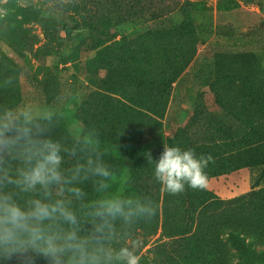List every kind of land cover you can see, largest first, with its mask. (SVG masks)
<instances>
[{
  "label": "trees",
  "instance_id": "trees-1",
  "mask_svg": "<svg viewBox=\"0 0 264 264\" xmlns=\"http://www.w3.org/2000/svg\"><path fill=\"white\" fill-rule=\"evenodd\" d=\"M208 1L55 0L53 6L44 3L41 9H30L24 14L27 22L40 25L53 51L65 40L62 34L76 42L75 51L63 58L64 63L87 54L88 79L102 93L87 98L78 109V121L86 132L81 138L72 137L65 124L48 125L26 115H21L14 125L30 129L33 138L60 145V171L65 182L51 186L50 199L70 202L80 236L88 237L101 227L103 238L97 233L90 248L102 243L119 250L138 241L140 264H149V257L142 251L161 227L163 236L177 240V253L188 246L192 235L205 230L216 232L237 254L260 253L252 251V246L264 244V187L257 185L228 200L207 187L192 189L187 185L183 192L172 195L160 191L154 177L155 165L147 156L151 152L152 160L158 161L165 144L192 149L197 157L211 155L213 159L204 169L206 180L244 168H264V65L259 59L249 61L237 52H217L205 80L215 102L224 109L225 120L216 115L207 117L204 111L197 110L190 119L175 125L169 137L164 134L163 119L173 85L190 67L200 43L192 12L197 4L203 8ZM176 8L181 10L183 20L172 28L148 29L133 38L120 34L122 23L159 20ZM118 36L121 38L116 40ZM46 48L41 58L49 53ZM2 64L0 119L13 113L18 104L10 87L15 77ZM59 66L51 62L41 77H31L37 94L49 104L63 95ZM22 166L13 157H7L4 164L12 175ZM78 166V178L73 180ZM97 167H106L110 176L97 175ZM72 189H80L82 195ZM4 191L12 193L21 206L30 199H44L39 186L33 192H22L9 184ZM121 198L131 201L133 207L139 202L155 214L135 216L130 223L120 217L102 220L96 215L101 202ZM200 248L201 245L193 246L194 252ZM261 253L264 255V248ZM33 256L36 264H49L31 250L10 258L0 250V264H27Z\"/></svg>",
  "mask_w": 264,
  "mask_h": 264
},
{
  "label": "rangeland",
  "instance_id": "rangeland-1",
  "mask_svg": "<svg viewBox=\"0 0 264 264\" xmlns=\"http://www.w3.org/2000/svg\"><path fill=\"white\" fill-rule=\"evenodd\" d=\"M54 1L0 0V61L5 70L15 77L10 87L18 103L16 110L0 119V123L14 126L21 115H26L30 120L40 119L48 125L65 124L69 134L78 139L86 135L78 121L79 107L87 98L102 94L99 87L88 79L89 74L85 69L88 55L83 54L65 64L63 58L67 59L73 54L76 42L69 41L62 34L65 40L60 41V46L53 47V51L47 45L40 25L24 19V14L30 9H41L46 3L53 6ZM192 17L200 43L190 67L182 75L180 82L173 85L163 119L166 137L170 136L175 125L190 119L197 110L204 111L207 117L216 115L225 120V111L215 102L205 80L209 75L208 70L213 69L212 59L217 52H237L246 60L259 59L264 65V0H210L203 8L197 4ZM182 20L181 10L176 8L159 20L122 23L119 25L123 27L120 34L133 38L148 29L172 28ZM120 38L118 36L116 40ZM45 48L49 53L41 58ZM51 62L60 64L58 73L62 77L64 91L59 101L49 104L37 94L31 77H41L47 72ZM125 181L126 177L123 178V183ZM257 185L264 187L263 167L244 168L230 176L206 180V187L223 200L244 195ZM191 238L188 246L177 253V240L163 236L160 227L142 253L149 257V264H264V255L261 253L264 244L252 246V251L260 253L251 256L237 254L228 242L218 238L216 232L205 230L203 233H195ZM198 245L202 246L201 250L194 252L193 246ZM139 247L140 244L136 249Z\"/></svg>",
  "mask_w": 264,
  "mask_h": 264
},
{
  "label": "clouds",
  "instance_id": "clouds-1",
  "mask_svg": "<svg viewBox=\"0 0 264 264\" xmlns=\"http://www.w3.org/2000/svg\"><path fill=\"white\" fill-rule=\"evenodd\" d=\"M60 152L58 143L33 138L28 128L0 123V250L9 258L12 254L31 250L45 257L49 264H140L141 258L136 253L138 241L119 250L102 243L90 248L89 245L97 240V233L103 238L101 227L88 237L80 236L70 202L50 199L51 186L65 182L60 171L63 159ZM147 156L155 165L154 177L161 192L176 195L183 192L186 185L192 189L206 187L204 169L212 161L211 155L197 157L192 149L165 144L158 161L152 160L151 152ZM7 157L19 159L23 165L16 169L15 175L4 167ZM79 172L78 166L73 180L78 178ZM95 172L105 178L110 176L106 167H97ZM9 184L22 192H33L39 186L44 199H30L26 206H21L12 193L4 191ZM72 191L82 195L80 189ZM143 214L155 213L139 202L133 207L131 201L119 199L101 202L96 211L102 220L120 217L126 223ZM27 264H36L35 257H29Z\"/></svg>",
  "mask_w": 264,
  "mask_h": 264
},
{
  "label": "crops",
  "instance_id": "crops-1",
  "mask_svg": "<svg viewBox=\"0 0 264 264\" xmlns=\"http://www.w3.org/2000/svg\"><path fill=\"white\" fill-rule=\"evenodd\" d=\"M227 176H230V175H227ZM236 179H238V176L236 175Z\"/></svg>",
  "mask_w": 264,
  "mask_h": 264
}]
</instances>
